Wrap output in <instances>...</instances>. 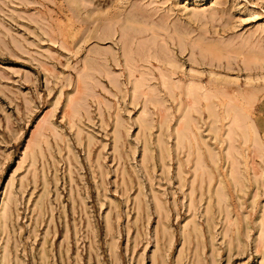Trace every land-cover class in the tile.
<instances>
[{"label": "rangeland", "instance_id": "rangeland-1", "mask_svg": "<svg viewBox=\"0 0 264 264\" xmlns=\"http://www.w3.org/2000/svg\"><path fill=\"white\" fill-rule=\"evenodd\" d=\"M0 264H264V0H0Z\"/></svg>", "mask_w": 264, "mask_h": 264}]
</instances>
